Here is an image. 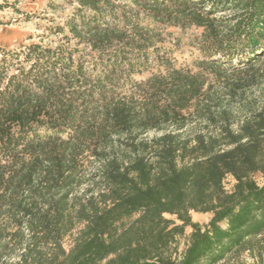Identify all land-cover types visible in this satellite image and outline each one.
<instances>
[{
  "label": "trees",
  "instance_id": "1",
  "mask_svg": "<svg viewBox=\"0 0 264 264\" xmlns=\"http://www.w3.org/2000/svg\"><path fill=\"white\" fill-rule=\"evenodd\" d=\"M70 5L56 41L0 48V264H264V93L247 96L264 0ZM143 17L201 29L198 71L160 54Z\"/></svg>",
  "mask_w": 264,
  "mask_h": 264
},
{
  "label": "rangeland",
  "instance_id": "2",
  "mask_svg": "<svg viewBox=\"0 0 264 264\" xmlns=\"http://www.w3.org/2000/svg\"><path fill=\"white\" fill-rule=\"evenodd\" d=\"M14 3L13 7L0 12V48L11 50L22 45L30 43H38L43 41H56L55 37L46 38V32L56 26H63V22L70 16L73 6L70 5L71 0H7V3ZM142 17V15H141ZM142 22L154 28L159 34L158 41L155 42L156 47L160 50V54L168 57L176 68H183L197 72V63L206 60L208 57L204 53V44L201 38L202 30L194 27L181 29L175 26H169L160 23H151L149 19L142 18ZM152 65L147 72L136 74L133 79L136 81L146 80L159 70L158 62L153 57ZM259 72L264 74V64L260 65ZM264 77V76H263ZM264 93V82L260 86L253 87L247 96L258 98ZM259 183L262 180L256 177ZM233 185V180L227 178L224 182L225 190H229ZM192 222H201L198 213H190ZM166 219L181 224L174 217L165 215ZM202 226L204 224L202 223ZM184 235L176 236L174 244L171 246L173 255H178V251L183 249L189 234L183 232ZM241 262L250 264L252 260L244 255ZM237 264V263H230Z\"/></svg>",
  "mask_w": 264,
  "mask_h": 264
},
{
  "label": "crops",
  "instance_id": "3",
  "mask_svg": "<svg viewBox=\"0 0 264 264\" xmlns=\"http://www.w3.org/2000/svg\"><path fill=\"white\" fill-rule=\"evenodd\" d=\"M198 216H200V217H198L200 220H202V223L204 224V226L205 225H207L208 223H209V221H210V219H211V216L210 215H208V214H198ZM194 222V221H193ZM197 223V222H196ZM202 223L201 222H198V224L199 225H201L202 226ZM191 228L190 227H185L184 228V232H187L188 234H189V236H190V233H191Z\"/></svg>",
  "mask_w": 264,
  "mask_h": 264
},
{
  "label": "built area",
  "instance_id": "4",
  "mask_svg": "<svg viewBox=\"0 0 264 264\" xmlns=\"http://www.w3.org/2000/svg\"><path fill=\"white\" fill-rule=\"evenodd\" d=\"M187 245H188V239H187V241L185 242V245L183 246V249H181V250H179L178 251V255H174V258H180L181 257V255H182V253H183V251H184V249L187 247Z\"/></svg>",
  "mask_w": 264,
  "mask_h": 264
}]
</instances>
